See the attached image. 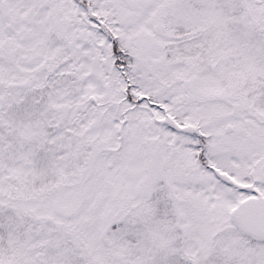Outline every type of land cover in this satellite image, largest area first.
Listing matches in <instances>:
<instances>
[{
  "label": "rangeland",
  "instance_id": "rangeland-1",
  "mask_svg": "<svg viewBox=\"0 0 264 264\" xmlns=\"http://www.w3.org/2000/svg\"><path fill=\"white\" fill-rule=\"evenodd\" d=\"M56 1L45 0L42 9L37 0H0L8 11L0 9V241L8 242L13 214L14 226L28 216L64 222L63 237L73 220L90 225L89 236L93 226L92 258L80 250L90 264H100L99 228L107 252L134 255L124 264H203L206 255L211 264H264V243L251 245L231 206H212L207 191L201 197L213 211L178 201L165 155L154 149L172 117L170 138L198 140L201 157L200 108V124L219 129L213 133L223 141L216 148L226 155L223 170L236 164L231 157L238 167L258 158V169L264 166V0H143L133 16L125 0H97L93 15L109 9L104 23L115 35L108 37L69 0L58 1L68 17H57ZM158 7L165 8L159 15ZM186 72L184 91L174 81ZM229 123L247 146L226 143ZM184 219L203 221L198 238ZM81 225L72 229L79 242ZM33 226L39 244L23 256L40 264L47 262L37 259L40 242L45 246L55 227L46 224L43 233ZM208 239L219 256L207 254Z\"/></svg>",
  "mask_w": 264,
  "mask_h": 264
},
{
  "label": "flooded vegetation",
  "instance_id": "flooded-vegetation-1",
  "mask_svg": "<svg viewBox=\"0 0 264 264\" xmlns=\"http://www.w3.org/2000/svg\"><path fill=\"white\" fill-rule=\"evenodd\" d=\"M39 2V7L42 6V9L47 8L45 0H37ZM57 0L54 9L49 5V9H52L53 12L57 14L60 12L67 13L65 6H62L58 3ZM128 1L129 3H140L141 0H125L124 3ZM76 5L75 8H79L82 12V16L85 17V22L92 28V22L90 17H93V7L94 0H72ZM72 4L71 2H68ZM122 3V2H121ZM123 4V3H122ZM6 9L5 14L7 15V7L0 4V9ZM99 9V8H98ZM5 20V17L3 18ZM84 19V18H83ZM17 84V83H16ZM173 124H167V138L168 140V152L171 156V171L169 168V186L172 191L177 195L182 196V203H190L193 210H203L211 209L214 206L215 201L222 204L223 206H231V210H235L239 206L251 201L255 198H264V166L261 169H258L256 161L244 160L240 167L237 166L239 159L233 158L236 161V164H233L231 171H226L222 169L223 161L225 160L226 155L224 153L219 154L216 151V148L221 145L223 142L217 137L216 130L219 129H207L208 127L197 124L198 129L201 132L203 142L204 153L200 157L198 150L200 148V143L198 140L194 142L193 137H186L185 140L181 142H174L170 138V131L174 128ZM231 124V123H229ZM232 128L229 129L227 125L224 127V132L229 136L226 139V136L223 137V140H227L226 143H234L240 147V144L247 146V140L240 134V132L232 133L234 131V126L231 124ZM244 125H241L242 127ZM264 130V125H261ZM247 131V129H245ZM245 131V132H246ZM220 132H222L220 130ZM246 137L248 135L246 134ZM190 138H193L191 141ZM236 138V139H234ZM245 140V141H240ZM219 143V144H218ZM218 144V145H217ZM183 158H180L181 156ZM173 158H178L181 161V164L178 162V159L173 162ZM184 159H187L184 161ZM264 159V157H262ZM262 161V160H260ZM201 164L206 166V170H201ZM216 168V170L214 169ZM207 191L208 197L213 200L212 206L205 204V200L202 199L201 193ZM197 206H201L202 209H198ZM33 223L37 225H42L43 233H45L44 228L46 224H54L55 230L51 233L49 240L43 246V243L40 242L41 246L39 251L43 252V257L39 255L37 259L47 262H41L40 264H90L87 258H83V254L80 253L81 249L86 251V254L92 258L93 256V241L95 236H89L92 232L90 227L85 226V230L82 233H87L86 236H80L82 241L79 242L76 240V237L73 235V228L76 227L75 222H69L70 225L67 226L68 230L65 232V237L62 236V224L64 222L56 221L53 219H36ZM228 227L230 224L227 225ZM37 228L34 229L33 225H24L22 229L18 232L19 234H11L8 236V242L5 244L4 251L0 253V264H28V258L24 257L23 254L28 250L29 252H34L39 244V236L36 234ZM221 233L219 227L216 228V233ZM250 243H264V236H254L247 234L246 237ZM104 238L96 242V247L98 249L97 259L100 264H124L121 260L119 254L113 252H107V249L104 244ZM211 239H208L210 247L213 248L211 244ZM215 242V241H214ZM82 245V246H81ZM7 257L5 259V256ZM66 260H69L66 263ZM49 262V263H48ZM32 263H35L33 261Z\"/></svg>",
  "mask_w": 264,
  "mask_h": 264
},
{
  "label": "water",
  "instance_id": "water-1",
  "mask_svg": "<svg viewBox=\"0 0 264 264\" xmlns=\"http://www.w3.org/2000/svg\"><path fill=\"white\" fill-rule=\"evenodd\" d=\"M243 227L258 235H264V200L253 201L237 211Z\"/></svg>",
  "mask_w": 264,
  "mask_h": 264
}]
</instances>
